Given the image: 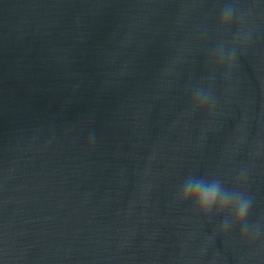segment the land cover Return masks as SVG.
<instances>
[{"label":"water","instance_id":"95a60500","mask_svg":"<svg viewBox=\"0 0 264 264\" xmlns=\"http://www.w3.org/2000/svg\"><path fill=\"white\" fill-rule=\"evenodd\" d=\"M228 2L0 0V264H264V237L175 198L243 172L264 217V0L225 34ZM240 29L233 69L210 64Z\"/></svg>","mask_w":264,"mask_h":264},{"label":"clouds","instance_id":"9594fccd","mask_svg":"<svg viewBox=\"0 0 264 264\" xmlns=\"http://www.w3.org/2000/svg\"><path fill=\"white\" fill-rule=\"evenodd\" d=\"M238 0H230L220 10L218 31L230 33L233 20L238 12ZM231 43V47L227 45ZM248 37L240 29V34L231 41L221 39L213 51L209 63L215 67L224 66L230 72L237 59V47L246 48ZM226 61V64H225ZM211 79V77H210ZM216 103L211 88L197 86L191 89L190 107L192 112L211 109ZM246 175L241 172L235 178V187L229 188L219 177L208 178L190 173L179 188L176 200L184 206H190L193 214L204 219L221 218L219 228L223 235L229 231L239 230L242 242L250 241L255 244L264 237V217L251 221L254 198L245 190Z\"/></svg>","mask_w":264,"mask_h":264}]
</instances>
